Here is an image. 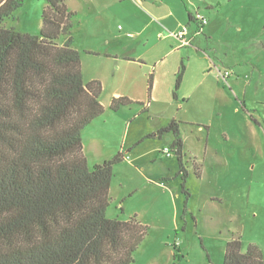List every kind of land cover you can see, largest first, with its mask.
Masks as SVG:
<instances>
[{
	"label": "rangeland",
	"instance_id": "obj_1",
	"mask_svg": "<svg viewBox=\"0 0 264 264\" xmlns=\"http://www.w3.org/2000/svg\"><path fill=\"white\" fill-rule=\"evenodd\" d=\"M72 5L78 10L71 37L81 59L88 60L81 68L83 82L99 81L102 86L104 113L81 132L85 140H98L87 150V165L92 168L123 153L124 160L113 168L111 198L134 192L124 202L110 200L105 215L121 221L136 216L148 230L132 264H222L231 234L240 237L242 253L253 245L264 260V0L223 4L222 15L242 30L233 37L238 67L224 63L235 74L223 80L218 71L224 67L218 64L221 68L203 76L204 84L185 110L155 106L148 113H141V105L109 109L113 98H146L147 78L139 92L132 67L119 70L114 60L84 57L88 45L107 40L119 51L134 49L145 38L136 37L146 23L142 16L126 2L111 4L103 14L82 0ZM45 6L44 0H23L2 25L38 35ZM119 34L126 38L114 40ZM200 79L189 70L183 92L191 94ZM175 80L174 75L171 82L158 84L157 91L170 84L174 91ZM172 120L182 122L184 182L174 155L162 154L169 145L165 138L146 139L150 129L164 128ZM139 137L144 140L139 142Z\"/></svg>",
	"mask_w": 264,
	"mask_h": 264
},
{
	"label": "trees",
	"instance_id": "obj_2",
	"mask_svg": "<svg viewBox=\"0 0 264 264\" xmlns=\"http://www.w3.org/2000/svg\"><path fill=\"white\" fill-rule=\"evenodd\" d=\"M44 1L39 33L30 36L2 25L23 0H0V264H132L147 227L136 216L105 215L113 168L124 155L89 168L83 154L82 130L104 113L102 86L83 82L71 37L77 14L65 0ZM183 72L181 64L174 99ZM131 104L113 98L109 109ZM179 126L172 120L146 137L171 134L184 182ZM222 264L264 260L253 245L242 253L240 237L231 234Z\"/></svg>",
	"mask_w": 264,
	"mask_h": 264
},
{
	"label": "crops",
	"instance_id": "obj_3",
	"mask_svg": "<svg viewBox=\"0 0 264 264\" xmlns=\"http://www.w3.org/2000/svg\"><path fill=\"white\" fill-rule=\"evenodd\" d=\"M73 1L76 2L78 0H65V3L70 11L77 13L78 9H76V7L72 5ZM82 1L86 2L88 8H92L94 12L99 14H103L106 11H109L111 8V4L126 2L127 4L134 7L136 11H138V14L141 15L146 22L142 30L136 33V37L145 35V38H143V40L139 42L138 46H136L134 49H131L130 51H119L114 46L111 47L108 40L105 43L100 44L101 47L99 45L93 44L91 46L88 45L86 48H84L85 59L87 57H94L103 58L105 60H114V66H116V69L119 70L121 67H132L137 74V77L135 79L136 82L137 78L139 77L140 83L137 86L139 88V92L144 80L146 78L148 79L146 98H140L132 95H129V98L125 97L134 102V104L131 105H141V109L145 110V112H142L141 110V113H148V111L155 106H167L176 108L179 107V109L185 110L193 94L196 95V93H198L201 89V86L204 84L203 76H210L213 68H221L218 64H221L224 69L229 68L224 63L229 66L230 64L232 66L239 65L237 63L238 56L236 45L233 43V37L234 33H241L242 30L238 25H236V23L234 25L235 28H233L231 26L232 23H230V17H228V15H225L224 17L222 15L223 4L230 0H182L183 6L177 0ZM162 10L164 11L161 12ZM197 13L204 16L208 20L206 25L201 26L194 20L195 14ZM152 15L155 16L156 19L152 18ZM189 17L192 19L191 22H189ZM226 22L227 25H225ZM184 26L187 27L186 38L189 41V45L180 47L179 41L174 35ZM232 30L234 32H232ZM125 38V35L119 34L116 35L113 39L120 41ZM139 45L148 46V48L139 51L141 49V46L139 48ZM258 45L261 48L263 47L261 43H259ZM75 49L77 50V48ZM174 55H176V58L173 57ZM230 59L232 61H230ZM80 62L82 68L83 63H87L88 60H83L80 57ZM181 64H183L184 66V72L180 86L175 93L176 98H173L174 91L171 87V84L163 88L161 92L157 91L158 84H162L164 81L166 82L168 80L169 82H171L173 80V77L174 75L176 76ZM244 64H247V62ZM111 67H113V65ZM189 70L190 74L191 71L195 73V78L200 76L201 79L199 83H195L191 94H185L182 89L184 83L186 82ZM254 70L255 66L252 65V75L254 73ZM239 72L246 73V71L244 70H240ZM232 74L235 73L233 72ZM149 80H151L150 88ZM87 83H89V81ZM161 87L159 86V89ZM205 91L206 90L202 91V93ZM119 95L120 94H117L116 96ZM181 124L182 122L180 123V125ZM158 130L155 128L150 129L147 133V136L157 132ZM181 137L184 143L182 134ZM81 138L83 154L87 160L88 156L90 155V153H88L89 155L87 154L88 148L98 140L97 138L85 140L83 134H81ZM139 138V142H142L144 140L141 139L143 137ZM161 138H165V141H167L170 145V142L172 141L171 134L164 135ZM161 138L158 139L160 140ZM169 145L167 147H169ZM111 184L112 183H110L109 187V198H111ZM133 192L134 189L127 190L125 195H115L110 200L116 202H124L127 199V196H131ZM109 218L118 219L117 216Z\"/></svg>",
	"mask_w": 264,
	"mask_h": 264
},
{
	"label": "built area",
	"instance_id": "obj_4",
	"mask_svg": "<svg viewBox=\"0 0 264 264\" xmlns=\"http://www.w3.org/2000/svg\"><path fill=\"white\" fill-rule=\"evenodd\" d=\"M194 20L198 22L201 26H204L207 24L208 20L200 15L195 14ZM187 35V27H182L174 36L179 41L180 47H185L189 45V41L186 38ZM232 74V71L229 69H223L219 71V77L222 79H227ZM162 154H165L167 157H170L172 155V152L169 147H165L162 149Z\"/></svg>",
	"mask_w": 264,
	"mask_h": 264
}]
</instances>
